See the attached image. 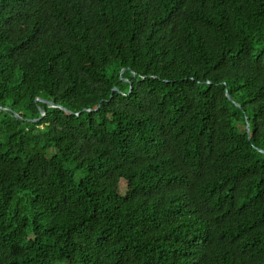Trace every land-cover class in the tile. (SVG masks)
I'll use <instances>...</instances> for the list:
<instances>
[{"label":"trees","instance_id":"16d2710c","mask_svg":"<svg viewBox=\"0 0 264 264\" xmlns=\"http://www.w3.org/2000/svg\"><path fill=\"white\" fill-rule=\"evenodd\" d=\"M0 264H264V0H0Z\"/></svg>","mask_w":264,"mask_h":264},{"label":"water","instance_id":"95a60500","mask_svg":"<svg viewBox=\"0 0 264 264\" xmlns=\"http://www.w3.org/2000/svg\"><path fill=\"white\" fill-rule=\"evenodd\" d=\"M226 97L230 100V98H229V96H228L227 94H226ZM42 102H45V103H47L48 105L55 107L54 104H51V103H49V102H46V101H42ZM42 112H43V111H42Z\"/></svg>","mask_w":264,"mask_h":264}]
</instances>
